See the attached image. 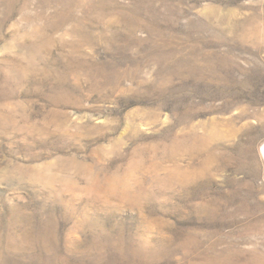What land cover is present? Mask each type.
<instances>
[{"label": "rangeland", "instance_id": "rangeland-1", "mask_svg": "<svg viewBox=\"0 0 264 264\" xmlns=\"http://www.w3.org/2000/svg\"><path fill=\"white\" fill-rule=\"evenodd\" d=\"M264 0H0V264H264Z\"/></svg>", "mask_w": 264, "mask_h": 264}, {"label": "bare ground", "instance_id": "bare-ground-1", "mask_svg": "<svg viewBox=\"0 0 264 264\" xmlns=\"http://www.w3.org/2000/svg\"><path fill=\"white\" fill-rule=\"evenodd\" d=\"M261 153H262V157H263V160H264V144L261 147Z\"/></svg>", "mask_w": 264, "mask_h": 264}]
</instances>
